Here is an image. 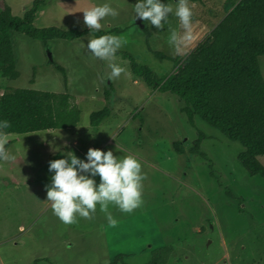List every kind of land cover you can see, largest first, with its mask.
Wrapping results in <instances>:
<instances>
[{
	"label": "rangeland",
	"instance_id": "374dc122",
	"mask_svg": "<svg viewBox=\"0 0 264 264\" xmlns=\"http://www.w3.org/2000/svg\"><path fill=\"white\" fill-rule=\"evenodd\" d=\"M33 1L0 0V10L7 2L22 16ZM234 1L189 0L191 39L179 44L170 42L172 30L184 32L178 18L169 14L168 23L157 29L134 19L136 0H46L34 25L86 29L83 10L108 2L119 14L105 17L102 28L122 37L120 50L167 76L177 63L159 59L149 44L172 57L184 56ZM163 2L176 6V0ZM93 37L88 32L45 41L12 31L20 76L8 80L0 71V95L7 87L68 91L81 119L72 128L0 135V140L12 141L7 152L14 156L0 159V264H148L153 250L166 245L175 247L167 264H264V177L244 168L242 144L200 116L192 125L183 111L185 101L137 78L129 58L115 55L111 62L126 71L109 79V61L87 48ZM259 60L264 77V55ZM57 64L65 68L67 83ZM105 106L110 115L92 125L90 114ZM201 132L207 157L190 151ZM178 141L181 153L175 148ZM89 147L112 149L121 158L131 154L142 164V203L131 213L110 204L114 226L99 205L91 218L65 224L46 199L48 162L69 150L83 158ZM259 158L264 163V155ZM120 255L123 259L115 263Z\"/></svg>",
	"mask_w": 264,
	"mask_h": 264
},
{
	"label": "trees",
	"instance_id": "16d2710c",
	"mask_svg": "<svg viewBox=\"0 0 264 264\" xmlns=\"http://www.w3.org/2000/svg\"><path fill=\"white\" fill-rule=\"evenodd\" d=\"M45 1L34 0L22 16L14 14L7 2L0 10V71L4 78L13 80L20 76L12 40L14 30L45 41L54 37L73 39L88 32L95 36L111 34V30L102 27L99 30L37 27L34 20ZM149 48L161 60H174L175 70L160 76L130 52L118 49L115 55L129 58L132 73L150 87L179 95L185 101L183 111L192 125L195 117L200 116L230 140L239 141L243 146L239 160L244 168L250 174L264 177V163L259 158L264 155V77L259 60L264 55V0H235L211 32L184 56L172 57L150 44ZM56 66L67 83L65 68ZM110 112L108 106L93 111L91 124L99 125ZM0 119L10 122L9 127L0 129V135L26 134L75 127L81 119V109L68 91L7 87L0 95ZM204 137L201 132L190 151L207 157L201 150ZM11 143H5L6 150ZM175 148L180 153L184 150L180 141L175 142ZM173 255L172 245L156 248L148 264H167ZM121 259L123 255L115 263Z\"/></svg>",
	"mask_w": 264,
	"mask_h": 264
},
{
	"label": "clouds",
	"instance_id": "9594fccd",
	"mask_svg": "<svg viewBox=\"0 0 264 264\" xmlns=\"http://www.w3.org/2000/svg\"><path fill=\"white\" fill-rule=\"evenodd\" d=\"M134 19L147 20L157 29L168 23L169 14L178 18L184 32L178 35L170 32V42L179 44L191 39V18L193 15L189 0H176L171 3L163 0H136ZM118 10L108 2L96 4L83 10L84 24L90 30H99L105 17H116ZM122 44V37L117 34H103L88 40L87 48L97 58L109 61L111 72L109 79L119 77L125 68L112 63L117 50ZM7 119H0V129L9 127ZM5 141L0 140V159H14L5 148ZM48 170L50 182L45 185L46 199L51 202L53 214L65 224H72L77 217L91 218L97 205L105 214L110 226L117 224V219L108 210L114 205L121 212L131 213L142 203V164L134 155L122 158L113 154L112 149L89 147L81 158L73 151L50 160ZM96 177H99L97 181Z\"/></svg>",
	"mask_w": 264,
	"mask_h": 264
},
{
	"label": "crops",
	"instance_id": "0c3cea01",
	"mask_svg": "<svg viewBox=\"0 0 264 264\" xmlns=\"http://www.w3.org/2000/svg\"><path fill=\"white\" fill-rule=\"evenodd\" d=\"M49 130V129H48ZM47 131V130H46Z\"/></svg>",
	"mask_w": 264,
	"mask_h": 264
},
{
	"label": "built area",
	"instance_id": "2783aa9c",
	"mask_svg": "<svg viewBox=\"0 0 264 264\" xmlns=\"http://www.w3.org/2000/svg\"><path fill=\"white\" fill-rule=\"evenodd\" d=\"M2 94V93H1Z\"/></svg>",
	"mask_w": 264,
	"mask_h": 264
}]
</instances>
